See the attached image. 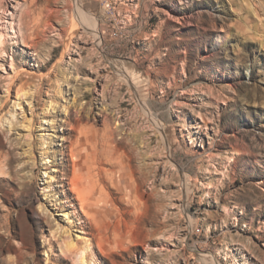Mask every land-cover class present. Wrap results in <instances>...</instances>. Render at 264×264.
<instances>
[{"label":"rangeland","instance_id":"rangeland-1","mask_svg":"<svg viewBox=\"0 0 264 264\" xmlns=\"http://www.w3.org/2000/svg\"><path fill=\"white\" fill-rule=\"evenodd\" d=\"M35 3L0 29V264H264V0Z\"/></svg>","mask_w":264,"mask_h":264},{"label":"bare ground","instance_id":"bare-ground-1","mask_svg":"<svg viewBox=\"0 0 264 264\" xmlns=\"http://www.w3.org/2000/svg\"><path fill=\"white\" fill-rule=\"evenodd\" d=\"M5 1V0H4ZM4 1H2V2H4ZM6 1H8V2H13V0H6ZM16 2V1H15ZM23 2H24V4H25V7L24 8H19V10L17 11V7H16V14L14 13H10L9 12V9H4L3 11H2V14H1V16H0V29H3V26L6 24V19H8V17L9 16H11L12 17V22H11V24H10V26H11V28H12V33L14 34V36L15 37H18L17 36V33L18 32H20V31H16L15 30V24H14V22L16 21V18L17 17H19L18 19H19V21L22 23V26H24L25 28L27 27V29L29 28V26L31 25L30 23L32 22L33 23V26L32 27H41V24H42V13H44V12H42L41 10H40V12H37L35 9H33V6L34 5H36V3H35V0H23ZM37 2V1H36ZM18 5V7H19V4H17ZM3 6V5H2ZM79 8L80 7H78V11H79ZM39 9V8H38ZM41 9V8H40ZM46 10V9H45ZM52 10V11H51ZM50 11H51V15H54V14H58L57 13V11L56 10H53V9H50ZM36 12H37V14H36ZM49 12V11H48ZM48 12H47V14H48ZM80 12V11H79ZM80 13H82V12H80ZM16 15V18L14 19V16ZM18 15V16H17ZM51 15H50V17H51ZM85 15V14H84ZM8 16V17H7ZM44 16V15H43ZM45 16H49V14L48 15H45ZM58 17V16H57ZM56 17V18H57ZM87 17H88V15H87ZM44 19V18H43ZM87 19V18H86ZM31 21V22H30ZM19 23V22H18ZM20 23V24H21ZM34 24H35V26H34ZM87 25V24H86ZM23 27V28H24ZM31 27V26H30ZM5 28V27H4ZM7 28V27H6ZM93 28V27H92ZM31 29V28H30ZM87 29H91V27H88ZM20 30V29H19ZM29 30V29H28ZM30 31V30H29ZM94 31V30H93ZM25 33H27V32H25ZM39 33V32H38ZM69 33V32H68ZM75 33H76V31L75 30H73V28H72V30L70 31V33L68 34V37H70V35L73 37V36H75ZM28 34H29V32H28ZM27 34V35H28ZM33 34V33H32ZM20 35V34H19ZM24 35V34H23ZM21 38V37H20ZM19 39V38H18ZM26 40V39H25ZM37 40V39H36ZM0 41H1V44H2V46L3 45H5L6 44V42H7V37H6V35H4V33H3V31H0ZM27 45L28 44H30V42L29 41H33L32 40V38H30V36L28 37L27 36ZM35 41V40H34ZM25 42V41H24ZM37 42V41H36ZM30 48V47H29ZM67 49H69V46H67ZM66 50V49H65ZM108 59V58H107ZM82 68V70H83V67H81ZM80 68V69H81ZM78 70H79V68H78ZM77 70V71H78ZM120 72L122 73V77H125V74L120 70ZM78 73V72H77ZM82 73V72H81ZM64 74H67V72L66 71H62V70H57V75H55V76H63ZM45 75V74H44ZM68 76V75H67ZM30 77V76H29ZM44 77V76H43ZM49 75H48V79H49ZM66 78V77H65ZM21 79H22V77L20 76V75H17V76H15L14 77V81H12V82H10V85L11 86H13V85H15L16 84V82L17 81H21ZM46 79H47V77H46ZM75 79V76H73V77H70V78H67L66 79V81H72V80H74ZM51 80V79H50ZM129 81V80H128ZM10 86V87H11ZM22 86V85H21ZM22 89V88H21ZM24 89V88H23ZM11 91V90H10ZM79 120H80V118H79ZM82 120V119H81ZM84 135H80V139H81V137H83ZM83 139V138H82ZM82 142V141H81ZM85 144H86V142H85ZM82 147H83V145H82ZM84 153V152H83ZM72 157L74 158L75 156L72 154ZM84 158L85 157H83L82 156V159L81 160H79V162L76 164V168H75V170H74V173H73V177H72V186H73V191L76 193V194H78L79 195V200H81V202H82V204H83V208L82 209H84V210H86L87 209V206H89L88 205V203L90 204L91 202H87V203H85V201L86 200H88L89 201V199L91 198V195H92V188H91V190H87V188H88V183L86 182L87 181V178H85L84 177V172H82V166H83V163H84ZM94 183V182H93ZM91 185V184H90ZM90 201H91V199H90ZM90 208V207H89ZM76 252V251H75ZM79 253V252H78Z\"/></svg>","mask_w":264,"mask_h":264}]
</instances>
